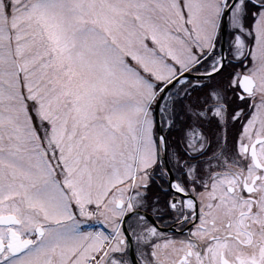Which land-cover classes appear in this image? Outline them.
Returning <instances> with one entry per match:
<instances>
[{"label": "snow or ice", "instance_id": "snow-or-ice-1", "mask_svg": "<svg viewBox=\"0 0 264 264\" xmlns=\"http://www.w3.org/2000/svg\"><path fill=\"white\" fill-rule=\"evenodd\" d=\"M0 264H264V0H0Z\"/></svg>", "mask_w": 264, "mask_h": 264}]
</instances>
